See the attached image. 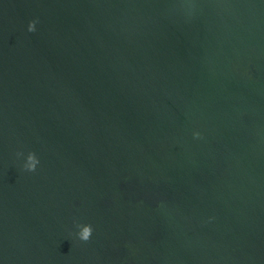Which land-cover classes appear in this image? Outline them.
I'll return each mask as SVG.
<instances>
[{"label":"water","instance_id":"95a60500","mask_svg":"<svg viewBox=\"0 0 264 264\" xmlns=\"http://www.w3.org/2000/svg\"><path fill=\"white\" fill-rule=\"evenodd\" d=\"M0 264H264V0H0Z\"/></svg>","mask_w":264,"mask_h":264},{"label":"clouds","instance_id":"9594fccd","mask_svg":"<svg viewBox=\"0 0 264 264\" xmlns=\"http://www.w3.org/2000/svg\"><path fill=\"white\" fill-rule=\"evenodd\" d=\"M35 27V21H29L27 24V30L33 31ZM39 163L38 158L35 156V154L29 152L27 156V163L23 165L24 168H26L28 171H33L37 164ZM211 219V217L209 218ZM92 232V227L90 225H85L79 229L78 232H76V236L82 240L86 241L90 237V234Z\"/></svg>","mask_w":264,"mask_h":264}]
</instances>
